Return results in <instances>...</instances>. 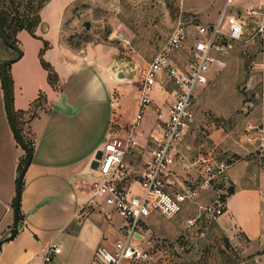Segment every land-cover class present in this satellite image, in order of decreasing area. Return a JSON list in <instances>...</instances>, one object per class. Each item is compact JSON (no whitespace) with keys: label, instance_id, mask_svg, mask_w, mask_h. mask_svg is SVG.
Wrapping results in <instances>:
<instances>
[{"label":"crops","instance_id":"crops-1","mask_svg":"<svg viewBox=\"0 0 264 264\" xmlns=\"http://www.w3.org/2000/svg\"><path fill=\"white\" fill-rule=\"evenodd\" d=\"M71 2L50 0L44 6L42 23L35 33L38 38L27 31L17 35L23 55L10 65L14 109L27 111L40 95L44 100L28 124V131L34 139V152L22 185L20 212L23 219L19 222L16 236L9 241L6 239L14 220L17 168L24 151L16 141L8 120L0 78V241L5 240L0 246V264H42L43 254L49 245H63L66 239L78 241L97 234L92 224L86 226L85 221L80 223L79 232L73 234L71 231L78 220L85 217L82 213L92 197L101 144L109 134L111 137L124 135L137 112L139 100L134 115L128 118L125 115L124 97L133 87L125 83L124 73L113 68L107 49L96 46L77 52L62 42L65 14ZM234 2L238 3L235 8L243 10L246 15L249 9L260 10L264 6V0ZM233 9L230 10L232 13ZM234 14L238 15L237 12ZM43 40L49 43L43 59L58 75L56 87L49 83L48 72L41 64ZM14 57V51L6 49L0 39V60ZM255 68L261 72L256 76L261 91L264 89V59ZM121 74L123 78L119 77ZM115 90L119 96L115 95ZM166 100L162 105H151L142 122L144 137L138 156L132 162L134 169H141L149 162L147 137L155 127L157 111H166ZM250 105L256 109L251 113L245 111L246 134L239 145L229 149L241 157L239 160L219 157L216 150L221 146L227 147L229 143L223 142L220 131H216L210 135L213 145H200L195 157H191V152H188L191 146H187L194 144L189 140L181 141L179 149L182 156L174 170L185 181L195 179L197 171L190 162L200 154H210L212 160L228 164L224 189L229 193L233 188V194L228 196L226 213L211 232L215 230L224 235L228 243L239 248L244 256L264 264V148H261L264 145V107L260 101ZM249 125L258 126L263 131H250ZM210 195L202 193L199 202H208ZM192 208L181 217L194 214ZM99 216L92 214L97 220ZM156 217L160 215H153L146 225ZM62 253L50 264H64ZM90 260L86 264H99L96 253L94 260Z\"/></svg>","mask_w":264,"mask_h":264},{"label":"built area","instance_id":"built-area-1","mask_svg":"<svg viewBox=\"0 0 264 264\" xmlns=\"http://www.w3.org/2000/svg\"><path fill=\"white\" fill-rule=\"evenodd\" d=\"M232 1L227 0L213 24L185 19L178 22L144 71L132 123L124 135L110 137L100 147L92 197L86 208L111 209L123 223L119 227L121 239L113 245L97 248L99 264H132L147 260L148 254L140 248L145 237L139 229L153 215L181 217L188 209L195 208L194 214L184 218L185 237L193 241L205 239L226 213L228 193L224 189V177L227 163L212 160L210 154H200L190 162L197 171L195 179L186 181L174 168L182 156L179 144L197 123L199 90L209 84L211 72L226 67L227 59L235 51V42H250L260 36L264 46V11L249 9L244 18L227 11ZM156 88L167 92L166 111H157L155 127L147 137L149 162L141 169H134L132 162L138 156L144 137L141 125ZM259 101L264 107V89ZM248 130L263 131L250 125ZM205 192L211 193V198L201 203L199 198ZM62 247V244L49 245L42 264H50L62 253Z\"/></svg>","mask_w":264,"mask_h":264},{"label":"rangeland","instance_id":"rangeland-1","mask_svg":"<svg viewBox=\"0 0 264 264\" xmlns=\"http://www.w3.org/2000/svg\"><path fill=\"white\" fill-rule=\"evenodd\" d=\"M14 1L22 4L20 10L27 3V0ZM1 3L7 7L10 0H1ZM226 3L227 0H72L65 14L62 42L77 52L96 46L108 50L113 68L124 73L125 83L133 87L124 97V112L128 118L134 115L136 102L140 99L138 87L148 63L163 48L178 22L185 19L213 24ZM237 4L233 0L227 11L230 12ZM260 11H264V6ZM233 12L247 18L243 10L235 8ZM235 45L226 67L212 71L209 84L199 90L196 101L198 122L183 139L194 144L187 145L191 146L188 150L191 157L197 155L200 145H213L210 135L220 131L222 141H227L229 145L216 150L219 157L229 160L241 158L229 149L239 145L246 134L243 122L245 111L251 113L256 109L250 103L258 104L261 91L256 76L261 72L255 67L264 59V46L260 36L250 42H235ZM115 92L119 96V92ZM151 98L152 105H162L168 98L167 92L156 88ZM110 137L111 134L108 135ZM93 213L100 215V219L93 218ZM81 218L71 232H79L80 223L85 221L86 226L92 224L97 234L79 238L78 241L64 240L61 255L64 264H86L89 258L94 260L97 246L113 245L122 237L119 227L123 219L114 211L86 208L85 217ZM150 221L149 225L144 224L139 229L145 237L140 248L149 258L132 264H258L215 230L205 239L189 240L185 237L184 217L160 216ZM99 231L102 235H98Z\"/></svg>","mask_w":264,"mask_h":264},{"label":"trees","instance_id":"trees-1","mask_svg":"<svg viewBox=\"0 0 264 264\" xmlns=\"http://www.w3.org/2000/svg\"><path fill=\"white\" fill-rule=\"evenodd\" d=\"M49 1L50 0H27L25 7L20 10L22 4H17L14 0H10V3L8 4L9 6L5 7V5L1 3L0 0V24L4 28L6 37L12 45L18 47L19 42L17 39V35L21 31H27L32 37L38 38L35 33L36 29L42 23L41 11ZM43 44L44 47L40 51L41 64L42 67L48 72L49 83L53 87H56L58 83V75L56 74L52 66L43 59L44 52L49 49V43L43 40ZM5 46L6 48L11 49L7 45ZM2 62L3 61L0 60V65ZM6 80L9 91V106L13 122L22 140L30 148L33 154L34 139L28 131V124L33 118H35L37 114L36 110L39 107L43 106V96L40 95V97L30 106V109H28L27 111H16L13 106V83L10 78V66L7 67L6 70ZM25 161L26 156L24 153V155H22L19 159L17 168L18 174L21 172ZM232 194L233 188L229 190L228 196H231ZM19 219L20 221L23 219L21 212L19 213Z\"/></svg>","mask_w":264,"mask_h":264},{"label":"water","instance_id":"water-1","mask_svg":"<svg viewBox=\"0 0 264 264\" xmlns=\"http://www.w3.org/2000/svg\"><path fill=\"white\" fill-rule=\"evenodd\" d=\"M87 27H89V24H87ZM0 38H1L2 42L5 45H7L9 48H11L15 53L14 58L7 59L1 63V65H0V78H1V84L3 87V93H4L6 108H7L8 120H9L11 129H12V132L15 136V139L18 142V144L20 145V147L23 149L25 156H26L25 164L23 165V168H22V170L19 173L18 178H17L16 196H15V202H14V220H13V225H12L10 232H9V236L6 239L7 241H9V240H12L16 236L17 231H18V226H19V222H20L19 213H20V200H21V193H22V184H23L25 174L30 167L33 154H32V151L30 150V148L22 140V138H21L20 134L18 133V131L15 127V124L13 122V118H12V114H11V110H10V106H9V91H8L7 80H6L7 67H9L13 63L17 62L18 60H20L23 53L19 47L12 45L9 42L8 38L6 37L5 30L1 24H0ZM119 77L123 78L124 75L121 74V75H119ZM99 158H100V155L96 160L97 164H98ZM4 241L5 240L0 241V246L4 243ZM183 242H184V240H183Z\"/></svg>","mask_w":264,"mask_h":264}]
</instances>
